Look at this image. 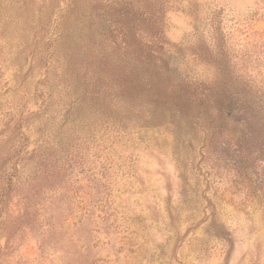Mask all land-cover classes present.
I'll return each instance as SVG.
<instances>
[{
  "label": "rangeland",
  "instance_id": "374dc122",
  "mask_svg": "<svg viewBox=\"0 0 264 264\" xmlns=\"http://www.w3.org/2000/svg\"><path fill=\"white\" fill-rule=\"evenodd\" d=\"M119 1L0 0V264H264L263 159L81 104ZM130 1L158 12L176 78L215 82L220 45L264 114V0Z\"/></svg>",
  "mask_w": 264,
  "mask_h": 264
},
{
  "label": "trees",
  "instance_id": "16d2710c",
  "mask_svg": "<svg viewBox=\"0 0 264 264\" xmlns=\"http://www.w3.org/2000/svg\"><path fill=\"white\" fill-rule=\"evenodd\" d=\"M151 6L122 0L98 10L106 23L94 55L93 82L83 87L81 104L122 110L115 115L140 128L189 122L203 128L204 149L237 144L264 160V114L246 97L228 53L220 45L216 54L206 48L208 61L219 72L212 84L176 78L165 53L162 22ZM8 191L0 192V207Z\"/></svg>",
  "mask_w": 264,
  "mask_h": 264
}]
</instances>
